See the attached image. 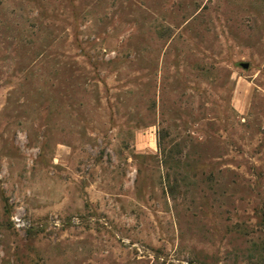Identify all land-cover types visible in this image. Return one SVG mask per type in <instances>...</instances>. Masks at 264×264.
Returning <instances> with one entry per match:
<instances>
[{
	"label": "rangeland",
	"instance_id": "374dc122",
	"mask_svg": "<svg viewBox=\"0 0 264 264\" xmlns=\"http://www.w3.org/2000/svg\"><path fill=\"white\" fill-rule=\"evenodd\" d=\"M0 264H264V0H0Z\"/></svg>",
	"mask_w": 264,
	"mask_h": 264
},
{
	"label": "built area",
	"instance_id": "2783aa9c",
	"mask_svg": "<svg viewBox=\"0 0 264 264\" xmlns=\"http://www.w3.org/2000/svg\"><path fill=\"white\" fill-rule=\"evenodd\" d=\"M12 224L16 229H25L29 227V224L25 221H23L21 218L18 216H14L11 218Z\"/></svg>",
	"mask_w": 264,
	"mask_h": 264
},
{
	"label": "water",
	"instance_id": "95a60500",
	"mask_svg": "<svg viewBox=\"0 0 264 264\" xmlns=\"http://www.w3.org/2000/svg\"><path fill=\"white\" fill-rule=\"evenodd\" d=\"M240 66H241L243 69H248L249 64H248V63H242V64H240Z\"/></svg>",
	"mask_w": 264,
	"mask_h": 264
}]
</instances>
